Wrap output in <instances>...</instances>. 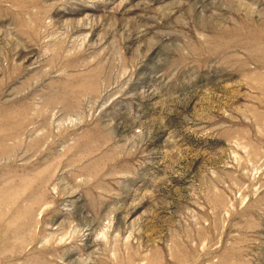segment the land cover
Returning <instances> with one entry per match:
<instances>
[{"label": "rangeland", "instance_id": "rangeland-1", "mask_svg": "<svg viewBox=\"0 0 264 264\" xmlns=\"http://www.w3.org/2000/svg\"><path fill=\"white\" fill-rule=\"evenodd\" d=\"M0 264H264V0H0Z\"/></svg>", "mask_w": 264, "mask_h": 264}]
</instances>
